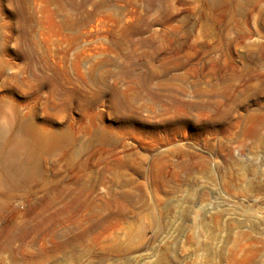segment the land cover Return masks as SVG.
<instances>
[{
    "label": "rangeland",
    "instance_id": "rangeland-1",
    "mask_svg": "<svg viewBox=\"0 0 264 264\" xmlns=\"http://www.w3.org/2000/svg\"><path fill=\"white\" fill-rule=\"evenodd\" d=\"M0 129V264H264V0H0Z\"/></svg>",
    "mask_w": 264,
    "mask_h": 264
},
{
    "label": "bare ground",
    "instance_id": "bare-ground-1",
    "mask_svg": "<svg viewBox=\"0 0 264 264\" xmlns=\"http://www.w3.org/2000/svg\"><path fill=\"white\" fill-rule=\"evenodd\" d=\"M30 130H32L33 132L36 131L35 128H33L32 126H29ZM36 134H38V132H35ZM40 137V134H38V138ZM0 153H3L6 151V154L8 156V158L10 160H15V154L17 152L18 146H16L14 149H12L11 151L6 150L7 149V145L9 143V139H7L6 136V131L5 129H0ZM40 140V139H39ZM41 141V140H40ZM20 145V144H18Z\"/></svg>",
    "mask_w": 264,
    "mask_h": 264
}]
</instances>
